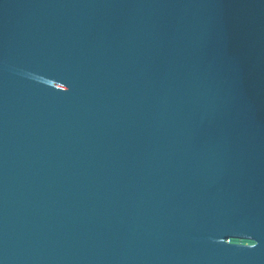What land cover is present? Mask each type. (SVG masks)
I'll return each instance as SVG.
<instances>
[{
  "label": "water",
  "instance_id": "obj_1",
  "mask_svg": "<svg viewBox=\"0 0 264 264\" xmlns=\"http://www.w3.org/2000/svg\"><path fill=\"white\" fill-rule=\"evenodd\" d=\"M0 264H264V0H0Z\"/></svg>",
  "mask_w": 264,
  "mask_h": 264
}]
</instances>
